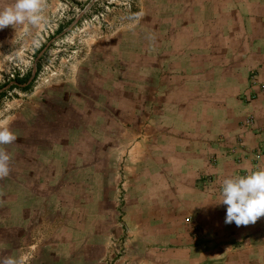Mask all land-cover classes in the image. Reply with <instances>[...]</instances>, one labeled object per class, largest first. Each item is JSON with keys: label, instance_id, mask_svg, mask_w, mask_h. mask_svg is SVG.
I'll return each mask as SVG.
<instances>
[{"label": "rangeland", "instance_id": "374dc122", "mask_svg": "<svg viewBox=\"0 0 264 264\" xmlns=\"http://www.w3.org/2000/svg\"><path fill=\"white\" fill-rule=\"evenodd\" d=\"M43 15L0 29V124L17 137L0 145V259L215 253L227 206L207 168L225 112L264 94L250 54L264 46V0H47Z\"/></svg>", "mask_w": 264, "mask_h": 264}, {"label": "crops", "instance_id": "0c3cea01", "mask_svg": "<svg viewBox=\"0 0 264 264\" xmlns=\"http://www.w3.org/2000/svg\"><path fill=\"white\" fill-rule=\"evenodd\" d=\"M250 54H254L251 67L256 69L259 78L263 77L264 46L257 50L255 48ZM243 83V90L241 88L237 93L249 92L247 83ZM240 85L242 86L241 82ZM238 102L237 109L232 114L225 112L227 121L225 123L223 120V124L221 122L224 138L214 146L216 165L207 168L217 180L223 181L229 176L264 168V153L259 158L254 157L256 152L264 150V94L252 100L246 98L242 104ZM247 114L253 117V124L250 126H244ZM223 223L220 236L215 239L219 248L213 254L196 250V255L189 256L192 258L191 264L207 261L209 255L214 254L222 261L220 264H264V216L246 226L238 227L234 222L226 224L225 219ZM191 250L193 251L192 248Z\"/></svg>", "mask_w": 264, "mask_h": 264}, {"label": "clouds", "instance_id": "9594fccd", "mask_svg": "<svg viewBox=\"0 0 264 264\" xmlns=\"http://www.w3.org/2000/svg\"><path fill=\"white\" fill-rule=\"evenodd\" d=\"M47 0H14L8 6L0 9V29L9 25L28 24L38 27L44 22V11ZM17 139L7 124H0V145L11 144ZM10 155L0 148V178L9 172ZM226 205L225 223H235L239 226L254 224L258 218L264 216V168L249 171L242 176H229L221 185L220 199L215 201ZM0 264H27L26 258L21 256L4 257Z\"/></svg>", "mask_w": 264, "mask_h": 264}, {"label": "built area", "instance_id": "2783aa9c", "mask_svg": "<svg viewBox=\"0 0 264 264\" xmlns=\"http://www.w3.org/2000/svg\"><path fill=\"white\" fill-rule=\"evenodd\" d=\"M246 122L249 124V125H252L253 124V118L252 117H248L246 119ZM262 130L264 131V126L262 127ZM264 151V150H263Z\"/></svg>", "mask_w": 264, "mask_h": 264}, {"label": "trees", "instance_id": "16d2710c", "mask_svg": "<svg viewBox=\"0 0 264 264\" xmlns=\"http://www.w3.org/2000/svg\"><path fill=\"white\" fill-rule=\"evenodd\" d=\"M29 85V84H28ZM28 85L25 87V88H27L28 87ZM1 95V94H0Z\"/></svg>", "mask_w": 264, "mask_h": 264}]
</instances>
